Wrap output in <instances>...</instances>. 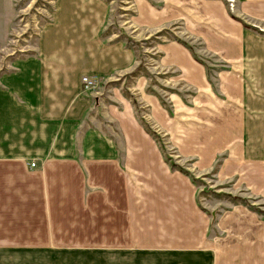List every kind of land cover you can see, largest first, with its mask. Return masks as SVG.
Returning a JSON list of instances; mask_svg holds the SVG:
<instances>
[{
    "label": "crops",
    "instance_id": "0c3cea01",
    "mask_svg": "<svg viewBox=\"0 0 264 264\" xmlns=\"http://www.w3.org/2000/svg\"><path fill=\"white\" fill-rule=\"evenodd\" d=\"M79 1L58 10L41 54L2 77L0 224L31 218L30 238L49 241L42 250L67 249L89 264H219V246L225 264H264V230L226 232L225 242L210 236L195 186L170 171L131 103L117 96L120 107L110 104V113L98 106L116 127L108 131L81 81L129 72L151 130L198 166L215 165V173L250 185L254 175L264 186V0H235L232 9L224 0H134L132 25L163 27L153 43L160 72L186 88L183 96L169 93L170 105L134 72V44L116 33L103 41L102 17L89 5L86 15L77 13ZM185 39L210 52L209 68Z\"/></svg>",
    "mask_w": 264,
    "mask_h": 264
},
{
    "label": "rangeland",
    "instance_id": "374dc122",
    "mask_svg": "<svg viewBox=\"0 0 264 264\" xmlns=\"http://www.w3.org/2000/svg\"><path fill=\"white\" fill-rule=\"evenodd\" d=\"M69 1L0 0L1 89L4 88L1 80L6 73L15 71L19 62L26 60L30 56L42 53L40 48L41 44H43L42 36L45 30L54 25L59 14L58 10L62 6L68 7ZM151 1H154L152 2L154 5H160L161 3L158 0ZM224 1L228 8L232 9L234 7L235 1H233V6H230L226 0ZM79 4L81 8L77 13L86 15V7L89 5L90 9H95L97 18L102 17V26L98 33L104 37L103 41L112 40L115 38L116 33V36L121 35L127 39V45L134 44V52L139 60V62L136 61L137 65L134 66V72L139 69L141 74L146 75V88L157 97L158 101H163V104L168 102V105H170L169 93L177 95L180 93L183 96L182 93L185 92L186 88L182 87V82L175 74H173L174 76L162 74L160 71L163 67L156 60L159 52L156 47H153V43L159 37H162L160 30H163V27L158 30L155 29L156 31L147 32L143 27L132 25L134 21L133 15L136 14L134 0H80ZM178 23L176 22V25L172 27L179 26L180 24ZM109 33L111 35L107 36ZM169 35L167 34L166 36ZM129 36L134 39L131 40ZM183 42L189 48H191L190 44L193 43L194 48H196L195 54L197 55L194 56L198 60L200 58L201 61H205L209 68L211 55L210 52L203 48L200 41L198 39L191 41L185 39ZM145 68L150 72L147 74L142 72L143 69L146 72ZM166 70L176 72L174 68ZM133 82L134 79L131 78L129 72L125 74L122 72V74H115L110 78L97 75V82L94 86L89 88L82 87L83 96L88 99L89 105L92 107L91 113L96 119L98 117L105 119L104 126L105 129L109 128L108 131L116 129V127L111 117L105 115L98 106L106 107L107 113H110V104H116L120 107L118 100H116L117 96H122L125 101L131 103L136 117L141 116L143 120H149L147 116L148 110L142 97L134 94V89H131ZM158 132V143L163 146L165 155L197 178L195 183L189 181L195 186V198L198 206L208 216V234L210 236L215 233L225 242L226 232L239 233L264 230V213H256L238 201V199L244 198L247 202L264 212V186L254 183V180L257 181L254 175L251 176L250 185L249 180L242 179V176L240 178L237 175L226 176L215 173V165L198 166L190 156L181 155L163 131ZM170 171H173V169H170ZM222 192L227 193V195ZM8 218L12 219V221H7L6 225L0 224V226L4 227L2 229L3 232L0 233V264H89V258L75 253L73 256L69 255L70 253L67 252V249L60 251L59 249L61 248H59L52 253L42 250V248L47 247L44 245L48 244L49 241L30 238V235L34 232V222L31 218H26L24 215L19 216L16 221L13 219L16 217ZM219 241L221 240L219 239ZM221 249V246L217 249L218 262L219 264H225L224 254Z\"/></svg>",
    "mask_w": 264,
    "mask_h": 264
},
{
    "label": "trees",
    "instance_id": "16d2710c",
    "mask_svg": "<svg viewBox=\"0 0 264 264\" xmlns=\"http://www.w3.org/2000/svg\"><path fill=\"white\" fill-rule=\"evenodd\" d=\"M179 40V39H178ZM184 43V42H183ZM162 101V100H161ZM163 102V101H162ZM161 102V103H162ZM165 103V102H164ZM163 104V103H162ZM138 122L143 126V128L145 129V131L157 142V144H158V147H159V149H160V151H161V153H162V155H163V159H164V161L167 163V165H168V167L170 168V169H175V170H178L179 172H182L183 174H185V175H187L188 176V178H189V180L192 182V183H195V181L197 180V178H195L194 176H192L189 172H188V170H186V169H184L183 167H181V166H179L177 163H175V162H173V161H171L170 160V158L168 157V156H166L165 155V152H164V150H163V146L160 144V143H158V136H157V134L153 131V130H151L149 127H148V125H147V123L145 122V120H143V118L140 116V117H138ZM223 193V192H222ZM223 194H225V195H227V193H223ZM229 196V195H228ZM234 198V197H233ZM236 199H237V197H235ZM235 199H233V201H234ZM238 201H239V203H241L242 205H244L245 207H247L248 209H250V210H253L254 212H256V213H264L263 212V210H260V209H258L256 206H254L253 204H251V203H249V202H247L244 198H240V199H238ZM234 202H236V200L234 201Z\"/></svg>",
    "mask_w": 264,
    "mask_h": 264
},
{
    "label": "built area",
    "instance_id": "2783aa9c",
    "mask_svg": "<svg viewBox=\"0 0 264 264\" xmlns=\"http://www.w3.org/2000/svg\"><path fill=\"white\" fill-rule=\"evenodd\" d=\"M229 2L230 6H233V1L235 0H226ZM81 81H82V87L84 88H89L90 86H94L95 83L97 82V75L96 74H83L81 76ZM31 165H34V162H31Z\"/></svg>",
    "mask_w": 264,
    "mask_h": 264
}]
</instances>
